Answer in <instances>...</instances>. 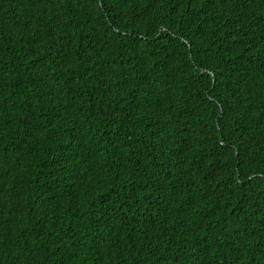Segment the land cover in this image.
<instances>
[{"label": "trees", "instance_id": "obj_1", "mask_svg": "<svg viewBox=\"0 0 264 264\" xmlns=\"http://www.w3.org/2000/svg\"><path fill=\"white\" fill-rule=\"evenodd\" d=\"M263 60L264 0H0V264H167L166 247L197 264L216 234L187 223L179 196L207 191L206 146L248 89L237 132L264 175ZM165 70L150 109L125 112L130 83ZM159 138L171 162H150ZM235 194L218 251L264 264V177ZM116 206L167 207L173 226L132 240Z\"/></svg>", "mask_w": 264, "mask_h": 264}, {"label": "clouds", "instance_id": "obj_2", "mask_svg": "<svg viewBox=\"0 0 264 264\" xmlns=\"http://www.w3.org/2000/svg\"><path fill=\"white\" fill-rule=\"evenodd\" d=\"M162 29L165 30V28ZM114 31L118 34H123L117 29H114ZM165 73L166 70L161 73L147 74L144 75V78L131 82L126 90L125 112L136 110L147 112L153 104L152 96L162 91L166 85ZM261 73L260 81H264V60ZM207 74L212 76L209 71H207ZM142 82L145 85L144 91L140 90ZM248 92L249 89L242 94L237 107V118L234 127L226 132H220L206 146L205 155L211 156L215 161L209 167L208 174L205 175L208 184L206 187L207 191L204 193L198 192L193 198L189 195L179 196L184 205L182 214L185 215L187 223L205 232H214L216 234V238L204 250L198 251L191 256V259L197 264L201 262L205 264L212 262L229 264L223 261L222 253L218 251L217 226L226 218L230 211H236L238 199L235 193L244 198L253 195V188L257 178L264 177V175H259L254 170L253 164L246 162L249 143L237 132V127L244 121L250 111ZM255 100L264 103V95H257ZM195 122L197 132H202L206 118L202 114H198L195 117ZM150 153L153 156L150 160L151 163L171 162L170 145L162 138L154 141ZM260 154L264 158V143L261 146ZM179 166L180 172L176 178L182 176L188 167L186 164H179ZM228 187L234 192L232 201L227 200L224 192V189ZM115 209L120 211L121 223L132 240H137L140 236L150 237L155 240L164 231L171 229L173 226L172 216L167 213V207L151 208L144 206L137 209H128L116 206ZM178 231L179 225L174 237L177 236ZM244 244H248L251 249L252 243L250 240L246 239ZM228 253L231 255L229 251ZM159 257L161 259L167 258V264H173L176 259L183 256L166 247Z\"/></svg>", "mask_w": 264, "mask_h": 264}]
</instances>
